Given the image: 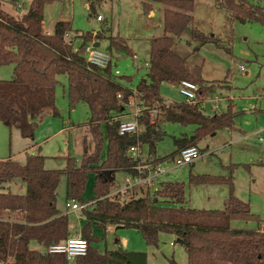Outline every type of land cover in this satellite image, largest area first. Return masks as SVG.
<instances>
[{"label": "trees", "instance_id": "trees-1", "mask_svg": "<svg viewBox=\"0 0 264 264\" xmlns=\"http://www.w3.org/2000/svg\"><path fill=\"white\" fill-rule=\"evenodd\" d=\"M53 1L58 0H30L26 11L17 17L4 10L0 0V65H13L11 79L0 80V122L9 129H18L23 138L34 140V120L45 114L58 116L55 88L60 75L67 78L69 107L77 103L88 106L89 118L85 125L92 139V152L88 154L90 146L83 145L81 164L75 167L74 158H67L65 169L66 197L79 203H83L81 194L88 175L95 174L91 198L94 205L90 210H83L85 223L80 230L81 238L88 244L87 253L75 262H68L63 254L46 251L69 237L68 216L56 206V190L62 172L45 169L43 155L26 151L24 164L10 157L0 160V264H147L145 252L121 247L100 252L95 246L97 237L92 234V224L103 229L108 225L133 228L151 246H157L160 232L171 233L184 248L187 264H264V228H260L258 216L251 213L250 204L234 194L231 175H189V184L228 187L221 210H204L185 205L184 184L177 181L162 182L155 191L142 188L139 196L133 194L129 199L119 194L110 196L113 182L103 172H134L135 162L127 150L137 143L146 145L156 162L162 161L155 155L156 143L164 135L158 129L159 122L195 126L189 138H175V145H180L178 150L234 125L238 113L232 110V103L226 112L209 116L201 112L197 103L166 102L159 93L161 83L178 86L182 80L199 86V99L214 88L213 84L206 86L200 65L189 63L187 56L182 57L174 50L175 38H179L192 21L191 15L180 10L192 11L196 0H150L180 10L165 9L163 35L150 39L147 79L137 85L141 110L138 121L142 129L125 135L118 134V117L124 113L134 91L116 79L112 62L105 71L86 62L84 46L88 41L103 39L101 34L86 32L77 52L73 51L72 43L65 40L66 33L72 30L70 21H56L50 34H46L44 7ZM213 1L218 9L228 12L232 20L255 22L264 27V3ZM142 3L148 14L150 4ZM91 13H94L93 7ZM191 34V39L199 45L216 42L197 28ZM112 46L108 45V51L114 48ZM153 108L157 109V114L152 118L149 112ZM104 141L105 156L101 160ZM17 178L25 183V192L5 191V184ZM233 220H254L258 227L235 228L231 226Z\"/></svg>", "mask_w": 264, "mask_h": 264}, {"label": "rangeland", "instance_id": "rangeland-1", "mask_svg": "<svg viewBox=\"0 0 264 264\" xmlns=\"http://www.w3.org/2000/svg\"><path fill=\"white\" fill-rule=\"evenodd\" d=\"M29 1L16 0L13 3L11 0H2V7L19 17L26 11ZM143 1L152 3L155 11L153 16H148L144 11ZM250 1L264 3V0ZM161 6L162 13L159 9ZM91 7L93 14H90ZM165 9L180 10L178 7L150 0H58L45 5L43 28L45 32L52 31L56 21L67 20L70 21L72 30L66 33L65 40L72 43L73 49L83 42L86 32L103 36V39L98 40L101 50H108V45H113L114 48L109 53L112 55L113 69H117L119 73L115 75L116 79L134 91L129 98L133 100L127 104L119 118L122 121L131 120L140 104L137 85L142 79H147L150 39L163 35ZM180 11L191 15L192 21L187 30L179 38H175V52L182 57L187 56L189 63L202 67L201 76L206 80V86L214 85L207 94L216 95L220 99L221 113L226 112L232 103V110L238 114L234 118L235 130L221 129L214 136L208 135L200 139L195 146L202 157L180 167H173L165 162L180 147L175 145V138H189L194 134L195 126L159 122L158 129L164 135L156 143L155 155L163 159L159 163L167 165V169L150 191L159 189L160 180L163 179L167 182H182L185 200L190 207L221 210L224 200L221 192L227 194L228 187L189 184V175H231L234 194L248 202L251 208L258 210L254 214L258 216L262 226L260 228L263 229L264 143L258 138L264 137V27L255 22L240 23L232 20L229 13L218 9L213 0H196L192 11ZM97 15H101L102 19L96 20ZM194 28L204 36L211 35L216 42L199 45V42L191 39ZM90 43L92 42H87ZM240 66H243V70H240ZM12 75V64L0 65V80H9ZM57 79L55 107L58 116L45 114L42 118H36L34 140L23 138L18 129H9L0 122V160L10 157L24 164L26 151L34 152L29 146L37 144L40 154L44 156V168L62 172L56 190V206L68 216L71 237L80 238V233L76 235L75 231H79L80 226L85 223V212L78 209L69 211L66 208V203L72 200L66 197L65 169L67 158H74L75 167L81 164L83 145L90 146L88 154L92 152V139L85 125L89 118V108L84 103L69 107L66 96L67 78L60 75ZM159 93L166 102L184 100L177 85L161 83ZM201 110L204 115L214 114L210 102L204 108L201 107ZM105 149L104 141L101 160L105 156ZM141 149L143 155L154 158L148 153L146 145L141 146ZM124 175L121 171L115 172L111 180L110 196L122 189ZM106 177L108 178L107 175ZM94 179L95 174L90 173L81 194L83 203L92 201ZM140 190L141 188L136 189L135 196L140 195ZM5 191L24 193L25 183L18 178L14 179L5 184ZM93 205L91 202V207L85 210H90ZM92 225V234L97 237L95 246L100 252L121 247L128 251L145 252L147 264H187L184 248L171 233L160 232L157 246H151L133 228L117 229L115 225H108L105 230ZM231 226L249 229L258 227L254 220H233ZM33 247L43 250L38 245Z\"/></svg>", "mask_w": 264, "mask_h": 264}, {"label": "built area", "instance_id": "built-area-1", "mask_svg": "<svg viewBox=\"0 0 264 264\" xmlns=\"http://www.w3.org/2000/svg\"><path fill=\"white\" fill-rule=\"evenodd\" d=\"M101 19H102L101 15L96 16V20H101ZM50 32L51 31L46 30V34H50ZM94 42L95 41H92V43L86 44L84 46V58L86 62L91 66H94L101 71H105L108 65L113 60L112 55L109 53L108 50H101L100 47L94 46ZM77 50L78 48L73 49L74 52H77ZM240 70H243V66H240ZM112 72L114 75L119 74L117 69H112ZM178 88L180 95H182V97L186 102L197 103L200 110L201 107L204 108V105L207 102L208 103L210 102L213 113L214 114L221 113V109L219 108L220 99L217 98L216 95L209 96L210 94H207L204 98L199 99L198 98V92L200 90L199 86L187 80H182L179 83ZM117 97L120 98L121 95L118 94ZM132 100L133 98L129 100V103ZM140 112L141 110L138 106L137 112L135 113L134 117L131 118V120L122 121L118 117V119H120L117 128L119 135L136 134L141 131V127H140L141 125L138 121V118L141 115ZM149 114L153 118L157 114V109L155 108L151 109ZM259 140L262 143H264L263 136L259 137ZM141 146L143 147L144 145L141 143H137L136 145H131L127 150L128 156L133 162H135V165L132 167V170H134V172L125 173L124 186L119 192L116 193L119 195H124L122 196L124 198L125 197L131 198L137 188H141V189L143 188L146 190L152 189L155 185V182L164 172H166L167 169L166 168L167 165H164V163L161 164L159 162H156L153 157L143 155L142 153L143 148L141 149ZM201 157H202L201 153L197 148V146L188 145L180 148L177 154L171 157V159H168L165 163L170 164L173 167H180L191 164L192 162L196 161ZM89 207H91V202L79 203L72 200L71 202L66 203V208L69 211H76L77 209L84 210V209H88ZM87 248H88V244L85 239L81 237L80 238L72 237L58 244L49 246L48 250L46 249V251L49 253L63 254L67 261H74L76 258L84 256L87 252Z\"/></svg>", "mask_w": 264, "mask_h": 264}, {"label": "crops", "instance_id": "crops-1", "mask_svg": "<svg viewBox=\"0 0 264 264\" xmlns=\"http://www.w3.org/2000/svg\"><path fill=\"white\" fill-rule=\"evenodd\" d=\"M152 2V1H151ZM151 4V10L149 11V13H148V16L150 15V16H153L154 15V13H155V11L153 10V8H152V3H150ZM162 8H163V6H161V8H159L160 10H161V13H162ZM162 31H163V28H162ZM185 57V56H184ZM225 129H228V128H225ZM228 130H235V126L233 125L230 129H228ZM216 133H213V134H211V136H214ZM208 136V135H207ZM259 139V138H258ZM260 141V140H259ZM198 143V142H197ZM33 144V143H32ZM32 144H31V146H32ZM31 146H29V147H31ZM33 148V151L34 152H32V153H34V154H40V147L39 146H37V144H35L34 145V147H32ZM39 148V149H38ZM28 150H29V148H27ZM264 163V162H263ZM161 181V183L162 182H167V181H164V179L163 180H160ZM169 182V181H168ZM221 194H223V195H221V196H224V200L227 198V196H228V192H227V194H225L224 192H221ZM225 194V195H224ZM224 200H223V203H224ZM186 201V200H185ZM185 205L186 206H188V207H190L189 206V204H188V202L186 201V203H185ZM191 208H193V207H191ZM194 209H200V208H194ZM204 210H213V209H204ZM219 210V209H218ZM61 212V211H60ZM257 212H258V210H257ZM62 213V212H61ZM82 226V225H81ZM81 226H80V228H81ZM81 230V229H80ZM80 230L79 231H75V232H77L76 233V235H78L79 233H80ZM106 230V229H105ZM68 236H69V238H72L71 237V234H70V231H68ZM32 246H37L36 244H32ZM39 246V245H38ZM36 248V247H35ZM40 250V249H39ZM72 264H74V263H72Z\"/></svg>", "mask_w": 264, "mask_h": 264}, {"label": "water", "instance_id": "water-1", "mask_svg": "<svg viewBox=\"0 0 264 264\" xmlns=\"http://www.w3.org/2000/svg\"><path fill=\"white\" fill-rule=\"evenodd\" d=\"M99 45H100V43L98 41L94 43V46H96V47H99ZM103 172L108 176V178L110 180H112V178H113V176L115 174V171H111V170H106V171H103ZM256 212H257V209H255V208L252 207L251 208V213H256ZM120 228H122V226H118L117 227V229H120Z\"/></svg>", "mask_w": 264, "mask_h": 264}, {"label": "bare ground", "instance_id": "bare-ground-1", "mask_svg": "<svg viewBox=\"0 0 264 264\" xmlns=\"http://www.w3.org/2000/svg\"><path fill=\"white\" fill-rule=\"evenodd\" d=\"M99 43H100V42H99ZM99 46H100V45H99ZM189 82H190V81H189ZM197 86H198V85H197ZM89 202H92V204H94V201H89ZM83 208H84V207H83ZM83 208H82V209H83ZM84 210H85V209H84ZM172 245H174V244H172ZM48 248H49V247H48ZM48 248H47V250H48ZM86 253H87V252H86ZM85 255H86V254H85ZM76 259H77V258H76ZM76 259H75V260H76ZM68 262H73V261H68Z\"/></svg>", "mask_w": 264, "mask_h": 264}]
</instances>
